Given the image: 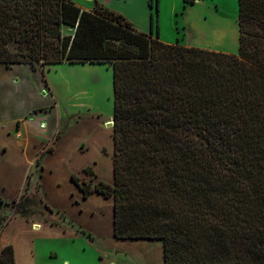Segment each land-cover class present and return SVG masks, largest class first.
I'll return each instance as SVG.
<instances>
[{"label":"trees","instance_id":"16d2710c","mask_svg":"<svg viewBox=\"0 0 264 264\" xmlns=\"http://www.w3.org/2000/svg\"><path fill=\"white\" fill-rule=\"evenodd\" d=\"M238 22L232 53L165 42L153 14L147 33L103 4L0 0V63L113 67L114 182L73 179L113 197L115 238L163 240L164 264H264V0H239ZM35 215L65 217L29 175L0 197V235ZM0 264H16L12 244Z\"/></svg>","mask_w":264,"mask_h":264},{"label":"rangeland","instance_id":"374dc122","mask_svg":"<svg viewBox=\"0 0 264 264\" xmlns=\"http://www.w3.org/2000/svg\"><path fill=\"white\" fill-rule=\"evenodd\" d=\"M190 5H193L191 9ZM91 6L83 5V8L94 10L101 6V3L95 2L93 7ZM154 10L156 25L164 41L183 45L192 44L232 53L238 52L239 0H191L187 4L184 0H159V11L156 8ZM220 25L223 26L221 27L223 30H226V36L219 32ZM214 26L218 28L217 33ZM22 65L24 64H19L15 73L5 72L2 78L9 76L12 81L19 80L18 83L13 81V84L17 87L15 91H20L21 96L26 97L23 102H26L29 107L36 106L35 108H47L54 105V112L56 114L59 112L61 115L59 126H63L68 117L73 114L75 118L69 120V123H74L76 117L80 116L83 120L86 117L100 118L86 119L88 121L81 123L76 139L83 137L87 131H91V137H97L101 142H109V131L96 125L103 120V126L114 132V125H109L114 120L113 67L110 64L88 62L42 66L40 63L34 65L26 63L32 71ZM40 87H43L41 95L38 89ZM28 88H32L33 93ZM12 131L11 129L0 130V146L5 144L8 147V153L16 155L21 148L18 140L8 134ZM91 154L98 155V152L91 151ZM27 159L24 158L25 162ZM41 165L42 161L39 167L33 170L34 186L40 184ZM102 166L103 170L109 173L110 166L106 160L103 161ZM96 183L92 181V186L94 187ZM0 196L6 201H12L6 199L7 194L6 196L0 194ZM10 211L6 208L3 214H9ZM66 213L71 215L72 211L68 210ZM68 215L63 222L70 226L64 228L67 232L63 235L54 232L41 234L34 237L31 245L25 236L14 238L15 242L12 241L10 244H13L14 249L17 247L19 261L16 264H68V262L71 264H164V258H161L163 252L161 253L160 247L155 244L156 239L113 237L109 214L105 217H92L93 222L100 225V230H104L102 236L90 233L91 230L84 225L81 227L71 224L77 223L76 216L73 214L75 220L71 222ZM40 217L45 218L42 215L34 216V218ZM89 221L91 223L90 219ZM32 250L34 254L31 253Z\"/></svg>","mask_w":264,"mask_h":264},{"label":"crops","instance_id":"0c3cea01","mask_svg":"<svg viewBox=\"0 0 264 264\" xmlns=\"http://www.w3.org/2000/svg\"><path fill=\"white\" fill-rule=\"evenodd\" d=\"M83 1L88 3H84ZM74 2L81 8H83V5H92L91 7H93L95 2H100L105 7L123 14L138 30L147 33L152 28L153 14L154 31H157L155 10L150 6V0H77ZM189 7L191 9L193 5ZM186 45L193 46L192 44ZM21 64H24L22 65L23 67L28 68L26 63ZM17 67H19V64L8 66L0 63V130H13L8 134L18 140L21 148L16 155H11V153H8V147L5 144H1L0 146V194L4 196L7 194V200H13L18 197L25 189L29 175H31L32 181L33 170L39 167L37 166V162L40 160V163L42 161V173L40 175L41 181L39 187L42 196L49 205L64 216L68 215L66 211L71 210L72 214L68 215L69 220L73 222L75 220L73 218L74 215L77 220V223L73 222L71 224H77L81 227L84 225L91 230L90 233L97 234V236H102L104 230H100V225L94 223L92 217H105L106 214H109L111 216L110 229L114 237L113 197H106L97 191H94L88 197H84V192L73 179L74 176H77L89 183L101 181L113 184V131L104 127L103 120L101 119L102 121L96 127L98 126L109 131V142H101L97 137H91V131H87L83 137L76 139L80 132L79 125L81 123L91 119H100L97 117H86L88 120H83L80 116L74 123H68L65 131L53 144V149L41 155L43 151H46L52 145L58 130L69 122L70 119L75 118V115L69 116L66 123L63 126H59L61 115L59 112L57 114L54 112V105L47 108L29 107L26 102H23L26 97L21 96L20 91H15L17 87L13 83H18L19 80L15 79L13 82L9 76L2 78L5 72L15 73ZM28 70L31 69L28 68ZM38 89L39 95H41L40 92H42L43 87ZM28 90L33 93L32 88H28ZM26 92L28 93L27 90ZM42 95L45 96L44 94ZM51 117L52 119L49 120ZM91 151L98 152V155L91 154ZM24 158H28L26 162ZM105 160L110 166L109 173L103 170L102 165ZM86 170H91V172L89 173ZM0 197L3 198L2 196ZM65 219L64 217L58 224H52L42 217H33L26 220L14 216L4 227L0 235V249L9 245L15 240L14 238L25 236L27 242L31 245L34 237L41 234L54 232L58 235H63L67 232L64 228L70 226L66 222H63ZM70 231L73 233L72 230ZM156 241L155 244L160 247L161 253L163 252L161 258H164V242L161 239H156ZM31 253L34 254L33 250ZM14 254L15 263H17L19 261L17 247L14 249ZM68 264L71 263L68 262Z\"/></svg>","mask_w":264,"mask_h":264},{"label":"bare ground","instance_id":"6f19581e","mask_svg":"<svg viewBox=\"0 0 264 264\" xmlns=\"http://www.w3.org/2000/svg\"><path fill=\"white\" fill-rule=\"evenodd\" d=\"M216 23H217V22H216ZM214 27H215V26H214ZM221 27H223V26H222V25H220L218 28H221ZM218 28H217V27H215V33H217V32H218V31H217V30H218ZM205 31H206V30H205ZM220 31L222 32V34H223V35H225V36L227 35V34H226V30H223V28L219 29V32H220ZM205 33H206V32H205Z\"/></svg>","mask_w":264,"mask_h":264},{"label":"water","instance_id":"95a60500","mask_svg":"<svg viewBox=\"0 0 264 264\" xmlns=\"http://www.w3.org/2000/svg\"><path fill=\"white\" fill-rule=\"evenodd\" d=\"M109 125H114V120L112 122H110Z\"/></svg>","mask_w":264,"mask_h":264}]
</instances>
